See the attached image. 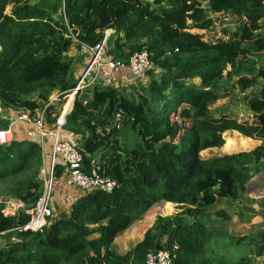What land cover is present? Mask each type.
Instances as JSON below:
<instances>
[{
    "label": "trees",
    "instance_id": "1",
    "mask_svg": "<svg viewBox=\"0 0 264 264\" xmlns=\"http://www.w3.org/2000/svg\"><path fill=\"white\" fill-rule=\"evenodd\" d=\"M216 23L227 39L204 40L197 32ZM108 31L102 64L147 52V68L122 71L151 76L141 86L144 94L137 91L139 99L125 94L109 81L110 72L115 77L121 71L101 66L92 86L75 92L59 135L82 155L83 172L95 167L115 187L82 191L65 185L57 192L65 166L56 161L51 216L40 230L19 231L29 221L26 211L43 195L41 170L48 156L33 124L27 123L33 130L26 136L13 132L9 143L0 144V179L11 177L5 197L23 206L4 216L0 202V264H145L146 254L161 248L172 251L173 264H227L206 257L208 234L222 231L212 222L230 219L224 209L211 219L212 211L223 200L239 206L247 183L264 171V64L248 59L264 53V0H0V129L10 123L9 110L31 118L42 114L45 130L55 128L64 97L76 86L78 59L71 48L89 59ZM256 85L257 91L243 94ZM238 93L249 117L214 116L211 104ZM127 124L140 144L122 152L117 133ZM226 131L260 143L249 151L202 157L201 151L224 144ZM246 142L227 139L224 147ZM161 201L179 211L156 216L143 239L119 255L116 236ZM259 204L264 223V201ZM238 209L243 217V207ZM255 238L253 253L259 258L264 225ZM250 261L240 258L235 264Z\"/></svg>",
    "mask_w": 264,
    "mask_h": 264
},
{
    "label": "rangeland",
    "instance_id": "2",
    "mask_svg": "<svg viewBox=\"0 0 264 264\" xmlns=\"http://www.w3.org/2000/svg\"><path fill=\"white\" fill-rule=\"evenodd\" d=\"M221 27L216 23L215 28L209 31L197 30V32L203 34L204 40H215L216 38H224L221 33ZM196 31V30H193ZM77 51L75 49L70 50V54H76ZM93 55L90 58V63ZM249 60L254 61L256 66L260 64H264V53H260L257 55H252ZM250 61V65L251 62ZM249 62V61H248ZM93 71H96L97 68L93 66ZM100 69V68H99ZM227 70L230 69V66H227ZM125 74L124 79L118 84L119 87L125 92V94H133L136 99H139L138 95L140 93L144 94L141 86L147 83L150 79V75H141V74H129L123 72ZM122 73V75H123ZM128 75V76H127ZM127 77V78H126ZM131 78V79H129ZM116 83V82H115ZM117 85V84H116ZM134 87V88H132ZM258 85L248 88L243 92V94L251 95L258 89ZM238 90V89H237ZM238 92V91H237ZM237 96H230L227 98L219 99L213 104L210 105V109L214 116H218L221 113H225L231 115V117H236L239 120H243L249 117L252 112L246 110V105L243 100L240 98L242 94L238 93ZM66 104H64L65 106ZM63 106V108H65ZM177 120H180L181 117L176 115ZM224 138V144L227 139H231L234 141L246 140L237 132L226 131L222 134ZM118 144L121 151L131 150L140 144V138L136 133V130L130 125L127 124L122 127V129L117 133ZM260 143V142H259ZM258 143V144H259ZM224 144L220 148H212L207 149L200 152L202 157H210L214 155L221 154H232L240 151H249L253 149L252 144H249V141L246 142L243 146L236 145L235 147H231V149H226ZM13 184V180L11 177H7L6 179H0V202L10 199L5 197L6 191L8 187ZM264 201V171L259 172L254 175L250 181L247 183V189L242 197L238 200L239 206L229 207L225 201H218L214 206V210L212 211L211 219H214L213 212L219 209H224L230 215L229 220L225 221H214L212 225L217 230H223L224 228L230 232L231 235L226 234L227 232L221 231L220 233H216L215 231H210L208 234L210 237L209 242L207 243L208 250L206 257L208 258H222L227 264H235L238 262L240 258L250 259V264H264V256L256 258L253 250L257 243V232L263 227L264 223L262 222L263 216L260 211V202ZM167 205H161L159 203L154 204L150 207L144 214L149 220H153L155 216L161 215H171L179 209L176 206L169 205L167 209H164ZM240 207H243L242 212L244 213L243 217H240L238 214ZM254 209L255 212L251 210ZM264 208V207H262ZM263 210V209H262ZM142 216V217H143ZM214 216V217H213ZM141 217V218H142ZM219 223V224H218ZM254 223V224H253ZM9 239V241L13 240ZM237 241H240L237 243Z\"/></svg>",
    "mask_w": 264,
    "mask_h": 264
},
{
    "label": "built area",
    "instance_id": "3",
    "mask_svg": "<svg viewBox=\"0 0 264 264\" xmlns=\"http://www.w3.org/2000/svg\"><path fill=\"white\" fill-rule=\"evenodd\" d=\"M107 34V33H106ZM105 40H103L99 45L91 48L92 59L89 63V72L93 66L97 68L93 76L92 81L97 77V72L101 66H106L110 69H120V70H130L134 72H141L149 65V58L146 51L136 52L130 56L127 62L110 60L105 64L100 61V56L104 48ZM92 81L89 83L91 84ZM88 84V85H89ZM83 81L81 80L76 87L72 90L75 92L78 88L83 87ZM66 110V108L64 109ZM122 116L121 109H118L114 113V120L119 127L120 118ZM10 123L6 129H0V144L9 143L13 139L12 126L17 122L31 123L39 131L40 137H45L48 133L43 125V116L39 115L38 118H31L28 113H21L18 116L9 119ZM58 126L61 125V119L57 121ZM55 136L52 143V155L59 159V161L65 166L63 171V178L67 186L77 188L79 190L85 191L89 189H101L110 192L115 187V182L107 177L102 176L97 168L92 167L89 173L82 171L79 164H83V157L76 148V146L67 140H61L58 138V130L56 133L51 132ZM41 174L44 177V186L49 184L51 186L52 182V171L48 172L45 168L41 170ZM23 204L16 199H6L4 200L3 208L1 213L4 216L13 215L19 207ZM29 216V221L21 228L19 231L27 230H40L48 217L51 216V209L48 206V198H40L35 207L26 211ZM176 246L173 247L175 249ZM145 264H173V254L170 249L161 248L154 251H150L145 256Z\"/></svg>",
    "mask_w": 264,
    "mask_h": 264
},
{
    "label": "crops",
    "instance_id": "4",
    "mask_svg": "<svg viewBox=\"0 0 264 264\" xmlns=\"http://www.w3.org/2000/svg\"><path fill=\"white\" fill-rule=\"evenodd\" d=\"M71 49H74V48H71ZM72 56H75V59H78L75 63V70H74V80L76 81V85L81 80L83 81V85H84L83 87L78 88V89H83L85 87L92 86V83L91 84H89V83L92 81L95 72L93 71V69H91L89 72L86 73L88 66H89V63H90V58L88 59L87 56L82 57L81 52H79V53L77 52L76 54H73ZM120 71L121 72L119 74H117L115 77L111 76V72H110L109 81L111 82V80L112 81L114 80L113 83L115 85L116 84L118 85L125 77V74L122 71H126V70H120ZM127 71H130V70H127ZM122 73H123V75H122ZM129 79H131V78H129ZM75 92L72 91L71 93H69L68 95H66L64 97V100H65L64 104H66V105L68 104V108L66 110H64L66 108V105L64 106V104H63V106L65 108H63V106H62L60 118L65 116L71 110L72 104L74 101ZM55 100H56V96L54 95L52 100H51V104H53L55 102ZM16 114H17V111H13V110H9L7 112V116L9 119L12 117H15ZM1 115H2V109L0 108V116ZM17 123H18V121H17ZM61 126H62V124L60 126H58V124H57L55 128L47 131L48 134L44 138L42 137L40 139V141L43 145V150L48 156V161H47V165H46V167H47L46 170L48 172H50V170L52 171L55 162L59 161L58 158H56L55 156L52 155V143L54 141L55 136L52 135L51 132L54 131V133H56V130H58V138L60 139L59 134H60ZM29 130H33L32 125L19 121L18 126L13 129V132L16 131V132L21 133L20 136H24V135L26 136V134L29 132ZM245 139L247 141H249V144L253 145L252 147H256L257 145H259L258 144L259 141L252 140V139L246 138V137H245ZM65 185H66V183H65L64 178L63 177L59 178L56 181V187L57 188H55V191L57 190V192H58V189L65 188ZM66 187H67V185H66ZM68 187H70V186H68ZM49 193H50V189H49ZM54 196L56 197V195H54ZM47 198L49 199V194H48ZM159 204H161L163 206L166 204L176 206V204H174V203L165 202V201H161V202H159ZM62 205L64 206V203ZM15 212L16 211H14V213ZM155 219H156V216L153 218V220H149V218L144 215L141 219L136 220L128 229H126L123 232H121L120 234H118L116 236V238L114 239V242H113L115 251L119 255H123L126 252L130 251L135 246V244H137L139 241H141L143 239L144 233L146 232L147 229H149L152 226ZM220 223H222V222H220ZM224 230H225V232H227L226 234H229L232 236V234H230V232L227 231L225 228L222 231H224Z\"/></svg>",
    "mask_w": 264,
    "mask_h": 264
},
{
    "label": "water",
    "instance_id": "5",
    "mask_svg": "<svg viewBox=\"0 0 264 264\" xmlns=\"http://www.w3.org/2000/svg\"><path fill=\"white\" fill-rule=\"evenodd\" d=\"M109 34H110V31H108L107 34L105 35V38H104L105 41H106V39H107V37H108ZM64 117L65 116H63V117L60 118L61 119V124H63L65 122ZM78 167L83 168V164H79ZM49 189H50V185L49 184H46L44 186L42 198L47 199L48 194H49Z\"/></svg>",
    "mask_w": 264,
    "mask_h": 264
},
{
    "label": "bare ground",
    "instance_id": "6",
    "mask_svg": "<svg viewBox=\"0 0 264 264\" xmlns=\"http://www.w3.org/2000/svg\"><path fill=\"white\" fill-rule=\"evenodd\" d=\"M68 105V104H67Z\"/></svg>",
    "mask_w": 264,
    "mask_h": 264
}]
</instances>
